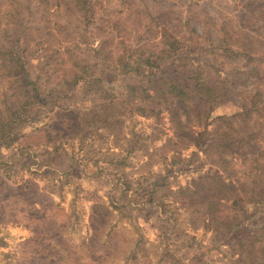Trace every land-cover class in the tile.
<instances>
[{
    "label": "rangeland",
    "instance_id": "1",
    "mask_svg": "<svg viewBox=\"0 0 264 264\" xmlns=\"http://www.w3.org/2000/svg\"><path fill=\"white\" fill-rule=\"evenodd\" d=\"M85 8L0 0V264H264V0ZM173 43L230 91L206 119L157 106L169 62L139 69Z\"/></svg>",
    "mask_w": 264,
    "mask_h": 264
},
{
    "label": "trees",
    "instance_id": "2",
    "mask_svg": "<svg viewBox=\"0 0 264 264\" xmlns=\"http://www.w3.org/2000/svg\"><path fill=\"white\" fill-rule=\"evenodd\" d=\"M73 1L82 5L84 16L87 19H90L92 17V15H90L91 11L89 10V8H85L87 0ZM175 45L176 43L171 44L170 50L167 51V56L159 55L156 53L150 54L148 58L143 61L145 65L139 66V69L140 71H142V69L145 67L152 70L156 69L158 71V74H160L159 71L163 68L164 65L169 62L168 64L170 65L168 68V72H170L171 70L172 73L168 74L167 79L164 77L166 75L165 72L164 75L160 74V76L156 80L150 81V83H152V87L154 84V87L160 89L157 92V96L155 97L156 101H160L157 102V106L160 104L168 105L170 97V99L172 100V106H174V102H176V110L174 109V112H172L174 115H176V117L185 115L186 119H190L191 115L194 114L193 117L196 119H200L204 116V119H206L208 117V110H212V106H214V103H216L215 105H220L224 104L226 101H229L230 91L226 86L217 88L215 85H213V83L211 84L209 81H201L199 80L200 78L183 80L182 78L184 76L181 77V70L179 68V65L185 60L184 57L181 56L180 52H178V49L175 48ZM188 74H191V71L187 74L185 73V77H188ZM101 81L97 79L93 80L92 82L94 83V85H98ZM73 83L74 81L67 82L69 87H72ZM165 86L166 88L161 89ZM112 106H114V103H112ZM115 108H117V106H115ZM221 183L222 182L215 181V189L205 188V192L202 194L205 201L210 202V209L212 213L217 212L219 207L221 208L224 206L222 198L220 197L221 190H228L229 188H233L235 190L236 188L233 182H230L229 184ZM194 184L199 185L200 183L194 182ZM234 199L235 198H233V200ZM236 202L234 200L233 204L236 205ZM232 205L225 207L231 209ZM225 225L229 231L236 232L238 227L241 225V217L239 215V212H237V215L231 216V220L226 222Z\"/></svg>",
    "mask_w": 264,
    "mask_h": 264
}]
</instances>
